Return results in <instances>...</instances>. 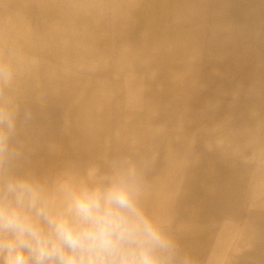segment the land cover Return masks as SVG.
Instances as JSON below:
<instances>
[{"label": "bare ground", "instance_id": "bare-ground-1", "mask_svg": "<svg viewBox=\"0 0 264 264\" xmlns=\"http://www.w3.org/2000/svg\"><path fill=\"white\" fill-rule=\"evenodd\" d=\"M12 172L128 160L194 264H264V0H0Z\"/></svg>", "mask_w": 264, "mask_h": 264}, {"label": "clouds", "instance_id": "clouds-1", "mask_svg": "<svg viewBox=\"0 0 264 264\" xmlns=\"http://www.w3.org/2000/svg\"><path fill=\"white\" fill-rule=\"evenodd\" d=\"M14 79L0 62V89ZM17 117L0 103V264H194L145 204L143 170L128 160L84 178L12 172Z\"/></svg>", "mask_w": 264, "mask_h": 264}]
</instances>
